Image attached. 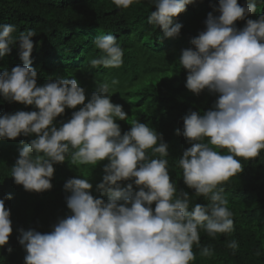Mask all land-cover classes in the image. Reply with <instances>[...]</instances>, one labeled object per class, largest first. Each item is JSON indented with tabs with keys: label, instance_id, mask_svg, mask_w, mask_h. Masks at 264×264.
<instances>
[{
	"label": "clouds",
	"instance_id": "9594fccd",
	"mask_svg": "<svg viewBox=\"0 0 264 264\" xmlns=\"http://www.w3.org/2000/svg\"><path fill=\"white\" fill-rule=\"evenodd\" d=\"M210 1L206 16L186 18L200 23L198 35L177 61L168 60V73L177 76L166 88L181 95L165 136L149 122L157 110L148 98L161 69L127 48L126 30L118 39L98 36L94 51L66 50L64 68L38 85L36 32L16 36V25L0 24V58L18 47L22 61L0 71V97L30 106L0 114V163L14 190L39 197L58 188V202L70 211L49 232L18 230L24 264H193L201 231L213 239L235 234L224 189L232 191L231 177H246L238 158L251 160L250 168L264 160V4L256 19H246L257 13L258 0ZM111 2L124 10L140 0ZM198 4L152 0L147 23L164 38L178 37L184 24L174 18ZM240 20L246 22L238 29ZM257 174L264 193V172ZM183 185L207 203L192 205L184 191L177 196ZM11 198L0 199V247L12 233L5 207ZM227 247L234 254L238 243ZM200 256L212 258L211 247Z\"/></svg>",
	"mask_w": 264,
	"mask_h": 264
},
{
	"label": "trees",
	"instance_id": "16d2710c",
	"mask_svg": "<svg viewBox=\"0 0 264 264\" xmlns=\"http://www.w3.org/2000/svg\"><path fill=\"white\" fill-rule=\"evenodd\" d=\"M238 3L243 6L245 0H238ZM211 4L210 0H201V4L195 7L196 10L188 7L183 14L180 13L174 18V24H184L180 35L175 38H164L159 28H154L147 23V16L155 10L152 0H140L139 4H134L124 10L117 9L111 0H0V24L16 25L17 31L13 34L16 36L28 29L36 32V35L32 37L34 48L31 60L32 67L38 70V85H41L48 77H54L60 69L64 68L66 50L83 45L94 51V40L98 36L111 34L118 39L124 33L122 30H126L127 48L129 50L138 49L146 60L156 61L161 69V75L158 76L160 85L148 98L156 107L157 115L143 116V119L146 121L149 116V122L156 126L154 129L161 136H165L171 129V123L176 122L177 116L172 111L181 95L180 91L172 92L171 89L166 88L172 83L173 76H177L168 73V60L177 61L179 50L185 49L190 37H195L199 33L200 23L196 20L188 22V19L191 20L192 16H206L205 8L207 10L209 6V13L213 9ZM263 4L264 0H258L257 13L246 19H256ZM200 8L203 9L200 10ZM245 22V20L236 21V27L243 28ZM112 25H118V27L115 28ZM48 51H51L53 55L49 61H46ZM18 64H22L18 55V47H12L8 55L0 58V71L5 68L11 70ZM182 75H186V72H182ZM24 108L29 109L30 106L26 107L17 102L9 103L0 97V114L15 113ZM149 111L148 106L142 110L144 114ZM160 111L168 114L165 120H162L163 115L159 114ZM222 154H227L226 150H223ZM238 159H241L243 165L242 172L247 169L246 177L243 180L237 177L238 174L231 177L228 182L233 187L232 191L224 189V194L229 200V207L234 213L235 234H221L224 236L218 235L213 239L201 231L200 245L193 247L196 254L193 264H264V193L259 190L261 180H259L260 175L257 174L264 172V160L258 166L250 168L251 160ZM4 167L5 162L0 163V199L7 194L12 197L5 201V207L10 210L12 233L8 244L0 247V264H24L26 253L18 243V230L32 228L42 233L49 232L59 219L70 215V211L64 209L58 202L57 197H61L58 188H51L39 197L14 190L11 185L14 181L6 177ZM179 191L187 192L191 196L192 205L207 203L203 197H196L193 190L186 185L177 187V196ZM98 196L100 194H96V197ZM232 240L238 243L234 254L227 247V243ZM204 247H211L212 258L200 256V250ZM8 248L12 251L8 252ZM258 250L261 252L260 256L255 255Z\"/></svg>",
	"mask_w": 264,
	"mask_h": 264
},
{
	"label": "bare ground",
	"instance_id": "6f19581e",
	"mask_svg": "<svg viewBox=\"0 0 264 264\" xmlns=\"http://www.w3.org/2000/svg\"><path fill=\"white\" fill-rule=\"evenodd\" d=\"M14 112V111H13Z\"/></svg>",
	"mask_w": 264,
	"mask_h": 264
}]
</instances>
